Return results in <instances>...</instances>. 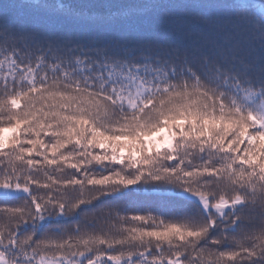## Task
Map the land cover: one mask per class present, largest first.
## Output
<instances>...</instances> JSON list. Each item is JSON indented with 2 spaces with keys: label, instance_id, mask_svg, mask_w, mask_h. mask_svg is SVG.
I'll use <instances>...</instances> for the list:
<instances>
[{
  "label": "snow or ice",
  "instance_id": "6c2138e0",
  "mask_svg": "<svg viewBox=\"0 0 264 264\" xmlns=\"http://www.w3.org/2000/svg\"><path fill=\"white\" fill-rule=\"evenodd\" d=\"M0 264H264V0H3Z\"/></svg>",
  "mask_w": 264,
  "mask_h": 264
},
{
  "label": "trees",
  "instance_id": "16d2710c",
  "mask_svg": "<svg viewBox=\"0 0 264 264\" xmlns=\"http://www.w3.org/2000/svg\"><path fill=\"white\" fill-rule=\"evenodd\" d=\"M2 2H3V0H0V3H2ZM158 38H160V39H164V37H162V36H161V37H158ZM10 135H11L10 132H6V133H5V138L7 139V137L10 136Z\"/></svg>",
  "mask_w": 264,
  "mask_h": 264
}]
</instances>
